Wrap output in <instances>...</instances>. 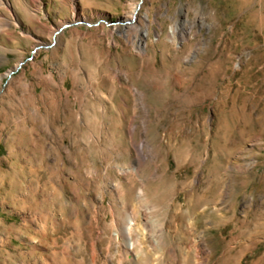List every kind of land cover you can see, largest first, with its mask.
Returning a JSON list of instances; mask_svg holds the SVG:
<instances>
[{"label": "rangeland", "instance_id": "1", "mask_svg": "<svg viewBox=\"0 0 264 264\" xmlns=\"http://www.w3.org/2000/svg\"><path fill=\"white\" fill-rule=\"evenodd\" d=\"M0 14V264H264V0Z\"/></svg>", "mask_w": 264, "mask_h": 264}, {"label": "bare ground", "instance_id": "2", "mask_svg": "<svg viewBox=\"0 0 264 264\" xmlns=\"http://www.w3.org/2000/svg\"><path fill=\"white\" fill-rule=\"evenodd\" d=\"M11 5H12V0H0V6L5 7L8 10H11ZM1 15V14H0ZM148 15H146L147 17ZM137 17H138V8H135L131 14V17L126 20L127 23L132 24L134 22H137ZM174 33V30L172 31ZM148 34V30L145 29L144 31V36ZM141 51H145L146 48V43H144L143 46L140 47ZM60 264H76L75 262H70V261H60L58 260ZM132 264H144V260H137L136 262H132Z\"/></svg>", "mask_w": 264, "mask_h": 264}]
</instances>
